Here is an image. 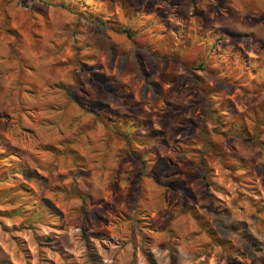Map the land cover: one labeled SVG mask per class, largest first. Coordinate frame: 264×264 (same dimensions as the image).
Returning <instances> with one entry per match:
<instances>
[{"label":"rangeland","instance_id":"374dc122","mask_svg":"<svg viewBox=\"0 0 264 264\" xmlns=\"http://www.w3.org/2000/svg\"><path fill=\"white\" fill-rule=\"evenodd\" d=\"M213 2L0 0V264H264V0Z\"/></svg>","mask_w":264,"mask_h":264},{"label":"trees","instance_id":"16d2710c","mask_svg":"<svg viewBox=\"0 0 264 264\" xmlns=\"http://www.w3.org/2000/svg\"><path fill=\"white\" fill-rule=\"evenodd\" d=\"M208 2H210L211 4H213L214 2V0H207ZM243 40L246 42V44L247 45H250L251 43L252 44H255V45H257L258 47H260V48H262V49H264V42H252L251 41V39H252V36L251 35H244L243 37ZM220 39H223V37H219V40ZM132 123H128V125L126 126V128H125V131H124V134L125 135H128L129 134V129L130 128H132L130 125H131ZM111 126V125H110ZM113 128H114V130H116L115 129V127L113 126ZM203 130V132L205 133V135H207L208 134V132L205 130V129H202ZM237 135H235L234 136V138L235 137H237V138H242L243 140H245V141H254V139H255V137H252L251 135H249L248 133H244V132H240V131H238L237 133H236ZM257 138V137H256ZM130 141V140H129ZM208 144H210V140H208V142H207ZM259 143V146H261L262 148H264V144L261 142V141H259L258 142ZM8 145V144H7ZM8 147H9V145H8ZM212 147V146H211ZM210 147V148H211ZM10 150V152H11V154H13V155H15V156H17V157H19L20 158V154H21V152L18 150V149H16L15 147H12L11 149H9ZM215 151V154L220 158V160H221V162H222V164H223V166H225L224 168L226 169V170H228L231 174H233L234 173V171H233V168H234V170L236 171V169H238V168H240V167H233V165H229V166H226V164H227V162H226V158L224 157V155H223V151L222 150H214ZM201 165H202V167H203V170H204V174L202 175V179H203V181L205 182V186L206 187H210V182L208 181V179H207V176H206V172L208 171V165L202 160L201 161ZM79 198H81V200H82V209H84V210H90V207L88 206V198L85 196V195H83V194H79ZM196 219L200 222V218L197 216L196 217ZM83 227V226H82ZM82 233L84 234V238H85V240L87 241V238H88V236H87V234H86V231H85V229L84 228H82Z\"/></svg>","mask_w":264,"mask_h":264}]
</instances>
